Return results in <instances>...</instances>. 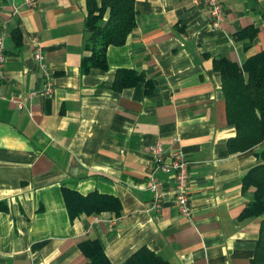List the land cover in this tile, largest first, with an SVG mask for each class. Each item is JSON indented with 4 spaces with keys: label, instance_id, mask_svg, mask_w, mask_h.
<instances>
[{
    "label": "crops",
    "instance_id": "obj_1",
    "mask_svg": "<svg viewBox=\"0 0 264 264\" xmlns=\"http://www.w3.org/2000/svg\"><path fill=\"white\" fill-rule=\"evenodd\" d=\"M100 2V0H98ZM0 0L6 63L0 73V264H92L80 244L97 239L113 264L146 246L170 264H252L262 217L243 216V178L264 145L231 152L216 59L243 66L264 52V0H220L212 27L192 0H136V28L107 51V70L82 72L86 0ZM18 7L19 14L14 13ZM108 15L105 16V20ZM38 37L54 80L33 56ZM118 70L145 81L114 88ZM148 89L150 91H148ZM183 152L190 217L159 173L164 205L150 209V147ZM66 192L117 198L121 213L72 218Z\"/></svg>",
    "mask_w": 264,
    "mask_h": 264
},
{
    "label": "trees",
    "instance_id": "obj_2",
    "mask_svg": "<svg viewBox=\"0 0 264 264\" xmlns=\"http://www.w3.org/2000/svg\"><path fill=\"white\" fill-rule=\"evenodd\" d=\"M88 15L85 31L88 34L86 50L89 55L82 60V72L92 69L107 70V51L110 47L123 46L136 28V0H86ZM107 16L105 20V16ZM214 67L222 75L226 99L227 117L236 128V135L229 139L231 152L246 151L258 144L264 145V52L237 63L216 59ZM145 81L134 71L118 70L114 88L122 90ZM148 91H150L148 89ZM263 161L252 167L243 178V191L250 198L243 216L262 217L259 239L252 264H264V151ZM67 206L72 218L85 211L105 210L121 213V204L113 196L92 192L81 195L65 190ZM9 209L0 202V211ZM83 253L92 264H113L97 239H88L80 244ZM121 264H170V262L146 246L133 252Z\"/></svg>",
    "mask_w": 264,
    "mask_h": 264
},
{
    "label": "built area",
    "instance_id": "obj_3",
    "mask_svg": "<svg viewBox=\"0 0 264 264\" xmlns=\"http://www.w3.org/2000/svg\"><path fill=\"white\" fill-rule=\"evenodd\" d=\"M197 6L204 5L206 13L211 21V25L217 28L225 20L226 12L220 0H192ZM33 0H24L27 7H34ZM14 13L19 14L18 7L14 8ZM33 45V56L40 70L46 78V87L43 91L46 95H52L54 92V80L49 73V66L43 51L42 43L38 37L31 39ZM6 54L3 36H0V73L6 63ZM151 160L148 167L149 189L152 192L151 210L160 211L164 205V197L162 191L159 173L172 174L174 177V200L181 214L190 217L192 209L190 206V168L186 155L181 151H175L167 154L162 145L151 146Z\"/></svg>",
    "mask_w": 264,
    "mask_h": 264
}]
</instances>
